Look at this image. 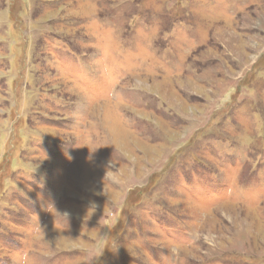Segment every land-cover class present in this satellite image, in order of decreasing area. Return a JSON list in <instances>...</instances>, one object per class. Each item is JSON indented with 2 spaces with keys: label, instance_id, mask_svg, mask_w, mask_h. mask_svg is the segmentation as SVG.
<instances>
[{
  "label": "rangeland",
  "instance_id": "1",
  "mask_svg": "<svg viewBox=\"0 0 264 264\" xmlns=\"http://www.w3.org/2000/svg\"><path fill=\"white\" fill-rule=\"evenodd\" d=\"M0 264H264V0H0Z\"/></svg>",
  "mask_w": 264,
  "mask_h": 264
}]
</instances>
